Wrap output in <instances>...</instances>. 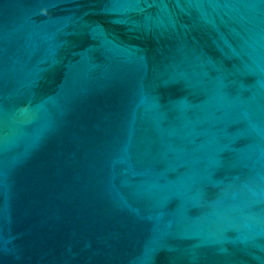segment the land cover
Returning <instances> with one entry per match:
<instances>
[{
    "label": "water",
    "instance_id": "95a60500",
    "mask_svg": "<svg viewBox=\"0 0 264 264\" xmlns=\"http://www.w3.org/2000/svg\"><path fill=\"white\" fill-rule=\"evenodd\" d=\"M0 264H264V0H0Z\"/></svg>",
    "mask_w": 264,
    "mask_h": 264
}]
</instances>
